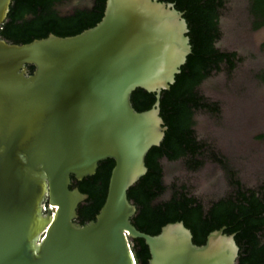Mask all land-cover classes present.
<instances>
[{
    "label": "water",
    "instance_id": "95a60500",
    "mask_svg": "<svg viewBox=\"0 0 264 264\" xmlns=\"http://www.w3.org/2000/svg\"><path fill=\"white\" fill-rule=\"evenodd\" d=\"M12 0H0V28ZM183 14L157 0H106L101 21L72 37L23 45L0 39V264H136L132 243L148 247V264H237L225 228L192 243L181 222L156 236L141 233L128 190L166 128L159 98L191 53ZM28 66H33L32 74ZM156 95L138 113L131 95ZM114 167L95 220L76 223L88 196L69 189Z\"/></svg>",
    "mask_w": 264,
    "mask_h": 264
},
{
    "label": "trees",
    "instance_id": "16d2710c",
    "mask_svg": "<svg viewBox=\"0 0 264 264\" xmlns=\"http://www.w3.org/2000/svg\"><path fill=\"white\" fill-rule=\"evenodd\" d=\"M68 0H12L6 21L0 28V39L9 44L23 45L34 40L72 37L93 28L102 19L106 0H90V6L62 15L56 7ZM173 4L183 14L187 24L191 53L176 75L169 90L159 98L160 118L166 131L158 147L145 157L146 174L127 192L136 213L130 222L141 233L156 236L167 224L181 222L191 232L192 243L202 246L207 236L222 228L224 234L234 235L239 249L237 264H264V185L247 188L225 158L209 144L198 140L194 130L197 112L218 115L219 106L201 93L200 87L213 74H231L242 59L235 52L216 47L221 38L219 21L224 0H157ZM255 28L263 23L264 0H250ZM32 74L34 67L28 66ZM156 102V95L137 89L131 95L133 109L145 112ZM182 161L190 172L199 171L209 161L224 172L230 191L207 207L184 184L164 183L161 162ZM114 167L112 160L98 164L92 177L76 181L71 176L70 190L77 188L88 198L77 208L76 223L84 226L95 220L102 208ZM170 191L166 200L163 196ZM132 253L136 264H148L150 254L141 239H134Z\"/></svg>",
    "mask_w": 264,
    "mask_h": 264
},
{
    "label": "rangeland",
    "instance_id": "374dc122",
    "mask_svg": "<svg viewBox=\"0 0 264 264\" xmlns=\"http://www.w3.org/2000/svg\"><path fill=\"white\" fill-rule=\"evenodd\" d=\"M219 28L221 38L216 47L235 52L242 59L231 74L224 71L204 81L200 93L219 106L218 115L197 112L194 130L198 140L209 144L226 159L242 185H264V96L255 76L264 66L259 44L264 30L252 29L248 0H224ZM90 6V0H68L56 7L62 14ZM164 183L184 184L205 207L229 193L223 170L207 161L197 172H190L182 161L161 162ZM170 195L167 190L163 196Z\"/></svg>",
    "mask_w": 264,
    "mask_h": 264
},
{
    "label": "flooded vegetation",
    "instance_id": "af4514ba",
    "mask_svg": "<svg viewBox=\"0 0 264 264\" xmlns=\"http://www.w3.org/2000/svg\"><path fill=\"white\" fill-rule=\"evenodd\" d=\"M250 0H248V15L250 16L251 20H252V29H255V30H264V14H262V16L259 18V22L263 23L259 28H255L254 24L256 22V19L254 18V16L252 15L251 13V9H250ZM259 51L262 52V54H264V37L263 39L261 40L260 44H259ZM255 79H256V82L259 84L260 86V93L262 96H264V66L259 69V71L257 72L256 76H255Z\"/></svg>",
    "mask_w": 264,
    "mask_h": 264
}]
</instances>
